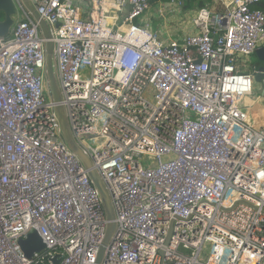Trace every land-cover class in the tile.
Segmentation results:
<instances>
[{
  "label": "built area",
  "instance_id": "1",
  "mask_svg": "<svg viewBox=\"0 0 264 264\" xmlns=\"http://www.w3.org/2000/svg\"><path fill=\"white\" fill-rule=\"evenodd\" d=\"M14 1L0 38V264H97L106 234L48 92V43L72 136L116 216L100 264H264V126L238 70L264 48V0L188 12L182 38L155 31L150 11L165 20L187 0H30L49 38ZM34 232L46 249L28 259L20 241Z\"/></svg>",
  "mask_w": 264,
  "mask_h": 264
},
{
  "label": "water",
  "instance_id": "2",
  "mask_svg": "<svg viewBox=\"0 0 264 264\" xmlns=\"http://www.w3.org/2000/svg\"><path fill=\"white\" fill-rule=\"evenodd\" d=\"M24 7L30 13L33 20L39 24L44 36L49 38V27L48 25L41 20L38 15L36 9L32 5L30 0H22ZM0 12L4 13V20L0 21V38L7 37L10 35L12 28L15 25V18L18 16L17 6L14 0H0ZM256 57L260 61V63L264 64V48L257 50L255 53ZM54 47L53 44L48 43L46 45V60H47V69H48V92L50 97L53 99L55 106V112L57 114L61 130L62 136L64 138L65 143L68 148L72 151V153L79 159L82 165L88 172L90 179L92 180L95 188L100 194V197L103 202V207L105 211V215L107 218V228L105 238L100 247V252L98 255L97 264H100L104 258V255L109 248L115 234L117 231V222L116 216L114 212V208L112 206L110 195L103 184L101 178L99 177L97 171L93 168V165L90 159L83 153L81 148L76 144L70 127L68 123V118L66 115L65 108L60 104L62 101V95L60 86L57 80V77L54 72ZM253 78L256 82H264V66L259 68L257 72L253 74ZM21 248L28 259H31L35 253H42L46 249V245L42 241L41 237L37 232H34L28 236L26 240L20 241ZM54 264H58V260L55 259L53 261Z\"/></svg>",
  "mask_w": 264,
  "mask_h": 264
},
{
  "label": "crops",
  "instance_id": "3",
  "mask_svg": "<svg viewBox=\"0 0 264 264\" xmlns=\"http://www.w3.org/2000/svg\"><path fill=\"white\" fill-rule=\"evenodd\" d=\"M190 1L191 0H187L186 4L187 2L189 3ZM205 5L208 7H212L213 3L211 4L207 3ZM196 10L197 9H194L192 11H196ZM214 10L221 11L222 9L214 7ZM188 12H190V18H191L192 17L191 10H188L186 8L182 12L176 14L175 16L168 15L167 19L165 18V20H159L158 18H156L154 14V10L150 12V16L153 15L152 23L154 20H157L158 22V28L156 31L164 29L168 34L175 36V37L182 38L183 36L187 35L190 31H194V28L192 26V20L190 18H187ZM244 64L248 65V69L244 70L243 67L245 65H243L241 67H238V70L240 72H244V71L250 72L252 77H253V74L258 71L259 68L264 66V64L260 63V61L258 60L255 54L249 58L248 62H244ZM261 83L264 84V82H261ZM257 86L259 87V85ZM262 88H260L259 91L257 90V92L260 93ZM261 95L262 96L258 99H257L258 95H254L253 97H250L246 99L245 101V105L249 111L248 114L250 117V121L253 124L255 123L258 127L264 126V94H261ZM251 99H254L255 101L252 103H249L248 105L247 100H251Z\"/></svg>",
  "mask_w": 264,
  "mask_h": 264
},
{
  "label": "trees",
  "instance_id": "4",
  "mask_svg": "<svg viewBox=\"0 0 264 264\" xmlns=\"http://www.w3.org/2000/svg\"><path fill=\"white\" fill-rule=\"evenodd\" d=\"M213 2H214V0H191L189 3L187 2L185 8L192 11L194 9H199V8L205 7L206 6L205 4H207V3L211 4ZM258 9H260L264 12V3L260 4L258 6ZM4 17H5L4 13L0 12V21H3ZM241 73L246 74V75H251L250 72H246V71L241 72Z\"/></svg>",
  "mask_w": 264,
  "mask_h": 264
},
{
  "label": "rangeland",
  "instance_id": "5",
  "mask_svg": "<svg viewBox=\"0 0 264 264\" xmlns=\"http://www.w3.org/2000/svg\"><path fill=\"white\" fill-rule=\"evenodd\" d=\"M154 9H155V8L152 7V9H151L150 12H152ZM19 18H20V16H17L15 19L17 20V19H19ZM157 28H158V22H157V20H154V21H153V29L156 31ZM243 65H245V66L243 67L244 70L248 69V65H247V64H244V62L240 63L239 67H241V66H243ZM254 85H255V87H256V90H258V91L260 90V88L263 87V88L261 89L260 93H259V92H256V95H258V96H257V99H258V98H260V97L262 96L261 94H264V84L259 83V82H254ZM257 85H259V87H258ZM254 101H255L254 99L247 100V103H248V105H249V103H252V102H254ZM209 250H210V245L208 244V245H206V246L204 247V249H203V255L207 254Z\"/></svg>",
  "mask_w": 264,
  "mask_h": 264
}]
</instances>
